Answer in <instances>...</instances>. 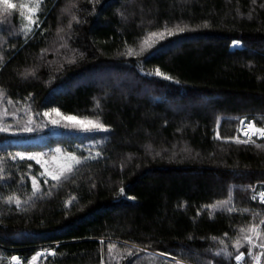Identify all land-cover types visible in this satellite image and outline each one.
Here are the masks:
<instances>
[{"label": "trees", "instance_id": "1", "mask_svg": "<svg viewBox=\"0 0 264 264\" xmlns=\"http://www.w3.org/2000/svg\"><path fill=\"white\" fill-rule=\"evenodd\" d=\"M11 1L0 109L34 128L0 132V264H256L264 138H234L242 119L264 126V0H39L37 24L21 7L37 0ZM52 108L108 131L44 129ZM37 135L80 162L33 195L38 166L13 156Z\"/></svg>", "mask_w": 264, "mask_h": 264}, {"label": "snow or ice", "instance_id": "2", "mask_svg": "<svg viewBox=\"0 0 264 264\" xmlns=\"http://www.w3.org/2000/svg\"><path fill=\"white\" fill-rule=\"evenodd\" d=\"M0 3H2L3 5L6 6V8H15V4L11 3L10 0H0ZM22 8L26 9L27 12L29 13V15L26 17V19L29 21L30 24H37L38 21L35 20L33 18V14H35L38 10H39V0H37V4L36 7H31L27 4L21 5ZM73 19L76 20L77 18L75 16H73ZM185 29L179 26H176V28L173 29H167L165 28L164 31L162 32H152L150 33L151 36H159L161 39H163L165 37V35L171 36L176 32H183ZM145 43H147V41H145ZM241 41L240 40H233L232 44L234 46H238L240 45ZM127 55H134V51L133 49L129 48L126 52ZM3 57H0V61H2ZM150 74H154L156 76L162 77L163 79L166 80H172L173 77L170 75H166L165 73H163L159 68H156L154 73H150ZM25 75H27V73H25ZM177 83L179 81H176ZM50 112L52 113H56L57 116L61 117L63 120L65 121H69L72 123L73 126H79L81 127L84 131H108V126L102 122H100L98 119L97 120H92L89 119L87 117L80 119L77 116L74 115H67V116H63L59 109L57 108H52L50 110ZM45 116L49 115V112H45L44 113ZM53 124H59L61 122L60 119H53L51 121ZM241 125H244V121H241ZM67 126V125H66ZM9 129L8 127L4 126L2 123H0V132H7ZM33 129L31 127H24L21 129V131H25V132H30ZM241 131L243 132L244 136L247 137L248 139H245L244 141H240L238 137L234 138L236 139V142L240 143H248L249 140L251 139V136L253 134L258 135L261 138H264V127H257L255 122H249L246 127H242ZM217 138H220L219 136V132H217ZM228 139H233V138H228ZM57 152L60 151V149L56 150ZM97 156L100 155L99 152L96 153ZM20 157L21 159H24L25 157V153H16L15 156H13V159H15L16 157ZM27 158L29 160H35L38 164H41L43 166H45V171L40 173L41 176H50L52 178V180L54 181H59L61 179V177L64 175L65 172H71L72 171V165L73 163L78 164L80 162V158L76 157L74 154L72 153H68L67 154V161L65 163H61L59 164V166L55 169H50L47 167L48 161H44L42 159V155L41 154H27ZM53 160H56V157H53ZM29 167H31V165H29ZM32 189H33V195H35V193L37 191H39V182L37 180V178L35 176H32ZM45 183H47V180H45ZM120 192L123 193L124 192V188L120 189ZM260 199L262 202H264V192H260L259 193ZM13 199H15V203L17 206L20 205L21 201L19 199V197H13V196H9L7 198L8 202L11 203L13 201ZM130 199H135L134 197H130ZM253 199H256L255 196H253ZM231 210V209H229ZM261 224L264 225V220L261 221ZM250 231L253 233V235H245L244 239L247 241V243L249 245H251L252 248L255 247H259L260 249L264 250V239H261L260 243L257 245L256 243V237H260L262 235V233L258 230L257 226H252L250 228ZM221 243H223V241H221ZM237 247H240V241L238 240L236 242ZM115 248L114 244H109L108 246V250L109 252H111L113 249ZM53 255H55V253H52ZM226 256L230 257L232 254L230 252H225L224 253ZM41 253H37L36 256L32 257V261L34 262L37 258V256H40ZM216 255H220V253H216ZM244 252H239L238 255L235 256V260L237 262H240L243 260L244 258ZM249 255L252 256V259L254 261H256V264H260V259L261 257H264V251H261L258 254H253L251 251H249ZM11 259L13 261H16L17 264H19V257L17 256H12Z\"/></svg>", "mask_w": 264, "mask_h": 264}, {"label": "rangeland", "instance_id": "3", "mask_svg": "<svg viewBox=\"0 0 264 264\" xmlns=\"http://www.w3.org/2000/svg\"><path fill=\"white\" fill-rule=\"evenodd\" d=\"M33 15H34V19L36 20L35 17H37V12L35 14H33ZM240 45H238V46H240ZM232 46L233 47H237V46H234L233 44H232ZM3 109L4 108L0 109V123H2L4 126L8 127V129H9L8 131L9 132L14 133V134L15 133L18 134V133H21V132L22 133H29V132L21 131V129L24 128V127L34 128V127L31 126L30 123L28 124V121L32 120V119H28L26 123H24V120H21V122H19L17 120L18 115L16 113H10V112L4 113ZM6 111H8V110H6ZM62 115L63 116H67V115H64V114H62ZM47 117L45 118L46 119L45 123L42 124L44 129H48L50 131H55V132L58 131L59 129H61V130H78V131L83 130L81 127L73 126L71 122L63 120L61 117L57 116L56 113H50L49 114V119ZM78 118H80V117H78ZM53 119H60L61 122L59 124H53L51 122ZM80 119H83V118H80ZM241 121H244V125L242 126L240 124L239 133L241 134V137L247 138V137L244 136L243 132L241 131V128L242 127H246V125L249 122L246 119H242ZM35 126H37V125H35ZM257 127H260V126H257ZM11 128H14V129H12V131H10ZM252 137L261 138V137H259L256 134H253L251 136V138ZM33 139H34V141L29 142V145L31 147L30 149H24L23 148L24 147L23 145H25L26 143L25 144L21 143V145H20V147L18 149V153H25L24 159H28L27 158V154H29V153H31V154H41L42 155V159L44 161H48L47 167L50 168V169H55V168H57L59 166V164L68 162L67 161V154L68 153H72L76 157H78V154H77L76 151L66 150V149L60 147L57 142L47 140V136H43V135L39 136V135H37ZM57 149H60V151L57 152L56 151ZM53 157H56V160H53ZM30 161L32 163H34L36 166H38L39 170L37 172V177H36L38 181L39 180H43V181L47 180L48 181V180L52 179L50 176H41L40 175V173L45 171V166H43L41 164H38L35 160H30ZM74 164L75 163H73V165ZM260 192H264V188L256 189L254 191V193H260ZM44 252L45 251L40 250L38 253H41V255H42V253H44ZM21 262L22 261L19 259V264H21ZM39 263H40V256H37V258H36V260L34 262L32 261V258H31V260L29 261L28 264H39ZM12 264H17V262L12 260ZM100 264H104V263L102 262Z\"/></svg>", "mask_w": 264, "mask_h": 264}, {"label": "built area", "instance_id": "4", "mask_svg": "<svg viewBox=\"0 0 264 264\" xmlns=\"http://www.w3.org/2000/svg\"><path fill=\"white\" fill-rule=\"evenodd\" d=\"M263 127H264V126H263ZM253 196L256 197L255 200H258L259 202L264 203V202L261 201L260 196H259V193H254ZM239 264H244V263H243L242 261H240Z\"/></svg>", "mask_w": 264, "mask_h": 264}]
</instances>
